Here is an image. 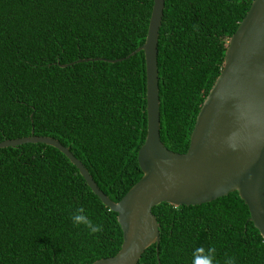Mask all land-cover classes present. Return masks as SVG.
Segmentation results:
<instances>
[{
  "label": "trees",
  "instance_id": "obj_1",
  "mask_svg": "<svg viewBox=\"0 0 264 264\" xmlns=\"http://www.w3.org/2000/svg\"><path fill=\"white\" fill-rule=\"evenodd\" d=\"M252 0H164L157 38L159 136L186 151L195 117L219 74L229 36ZM152 0H0V141L50 136L67 146L117 201L141 176L146 133L141 50ZM84 58H100L76 61ZM102 225L74 226L77 208ZM158 243L136 264H264V241L236 191L196 205L151 208ZM122 241L116 212L58 149L0 147V264H88Z\"/></svg>",
  "mask_w": 264,
  "mask_h": 264
},
{
  "label": "water",
  "instance_id": "obj_2",
  "mask_svg": "<svg viewBox=\"0 0 264 264\" xmlns=\"http://www.w3.org/2000/svg\"><path fill=\"white\" fill-rule=\"evenodd\" d=\"M164 0H152L141 50L145 64L146 133L137 150L140 178L117 200L95 183L67 146L31 133L4 139L0 147L41 142L62 152L91 191L116 212L122 241L111 256L88 264H136L144 249L157 244L152 206L196 205L236 191L249 220L264 241V0H252L224 51L222 68L204 97L184 152L166 148L159 136L157 38ZM100 58H84L76 61Z\"/></svg>",
  "mask_w": 264,
  "mask_h": 264
},
{
  "label": "clouds",
  "instance_id": "obj_3",
  "mask_svg": "<svg viewBox=\"0 0 264 264\" xmlns=\"http://www.w3.org/2000/svg\"><path fill=\"white\" fill-rule=\"evenodd\" d=\"M70 218L74 226L83 225L89 234H95L102 231V225L93 223V221L85 214L83 208L77 207ZM214 252L215 249L211 246L207 248L203 246L194 248L192 253L193 264H215ZM225 264H235L234 258H226Z\"/></svg>",
  "mask_w": 264,
  "mask_h": 264
}]
</instances>
